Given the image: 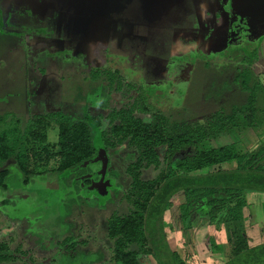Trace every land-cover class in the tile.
I'll list each match as a JSON object with an SVG mask.
<instances>
[{"label": "rangeland", "instance_id": "374dc122", "mask_svg": "<svg viewBox=\"0 0 264 264\" xmlns=\"http://www.w3.org/2000/svg\"><path fill=\"white\" fill-rule=\"evenodd\" d=\"M232 13L229 0H0V115L16 119L22 129L52 111L104 114L108 102L111 107L136 101V114L144 120L163 115L170 125H193L243 106L248 94L235 78L248 67L246 59H256L251 71L264 88V20L240 23ZM210 31L221 33L217 44ZM98 67L117 70L114 85L121 81L122 90L109 96L103 86L92 85L90 91L89 74ZM262 102L259 94L257 105ZM260 130L233 128L204 145L234 143L252 151ZM57 132L55 124L46 126L48 143H56ZM57 152L51 148L49 155ZM132 155L117 148L105 164L103 157L82 164L79 175L57 176L39 167L28 186L13 161L7 162L14 189L7 202L11 213L0 203V245L8 243L5 253H27L5 264H120L112 259L106 221L120 208ZM183 198L180 192L164 213L170 249L186 264H222L233 249L229 231L215 229L199 214L183 228L178 210ZM247 199L234 242L241 237L252 246L264 241V195L248 193ZM210 235L223 245L221 253L211 252ZM28 256L31 263L24 260ZM139 260L157 264L150 255Z\"/></svg>", "mask_w": 264, "mask_h": 264}, {"label": "trees", "instance_id": "16d2710c", "mask_svg": "<svg viewBox=\"0 0 264 264\" xmlns=\"http://www.w3.org/2000/svg\"><path fill=\"white\" fill-rule=\"evenodd\" d=\"M118 73L91 70L90 91L92 85L103 86L109 96L121 91V81L114 85ZM235 82L248 94L245 105L234 106L229 112L216 111L206 122L193 125H170L163 115L144 120L136 114V101L111 107L108 102L104 114L73 117L63 110L52 111L22 129L16 119L7 121L0 115L1 208L11 213L7 202L14 188L9 185L10 171L5 166L9 161H13L21 183L28 186L34 185L39 167L57 176L79 175L82 164L125 147L134 157L124 169L127 184L119 196L120 208L106 221L116 263L141 264L140 257L150 255L157 264H186L170 249L163 228L164 213L175 205L181 192L184 202L178 210L183 228H189L191 219L199 214L215 229L225 227L229 231L233 249L222 264H264V241L249 246L240 237L234 242L244 210L249 207L247 194H264V88L248 67L239 71ZM259 94L261 105H257ZM52 123L58 130L55 144L48 143L45 134L46 126ZM239 127L262 129L258 134L262 138L252 151H242L234 143L204 145L209 138ZM191 147L193 152L177 157ZM51 148L58 149L57 154L50 156ZM230 163L235 166L224 168ZM208 241L212 253L223 251V245L211 235ZM7 247V242L0 245V264L15 262L27 253L3 252ZM70 248L73 253L74 246ZM24 260L32 262L29 256Z\"/></svg>", "mask_w": 264, "mask_h": 264}, {"label": "water", "instance_id": "95a60500", "mask_svg": "<svg viewBox=\"0 0 264 264\" xmlns=\"http://www.w3.org/2000/svg\"><path fill=\"white\" fill-rule=\"evenodd\" d=\"M231 9L242 17H251L264 20V0H230ZM103 162L106 157L103 155Z\"/></svg>", "mask_w": 264, "mask_h": 264}, {"label": "crops", "instance_id": "0c3cea01", "mask_svg": "<svg viewBox=\"0 0 264 264\" xmlns=\"http://www.w3.org/2000/svg\"><path fill=\"white\" fill-rule=\"evenodd\" d=\"M215 34H216V32H214ZM221 35V33H219V34H216V36H214L213 38H212V40H214L215 39V42H214V44H217L216 43V39H218V37ZM214 46H216V45H214ZM215 51H217V53L218 54H221L222 53V51H220V49H218V48H215L214 49ZM214 50H209V55L212 53V51H214ZM214 51V52H215ZM208 54H205V55H203V57L205 56V57H207V56H209ZM216 55V54H215ZM255 58H249V59H246V61H248V68L250 69V70H253L251 67H252V65L254 64V62H255ZM255 78H256V76H255ZM258 79V78H257ZM259 80V79H258ZM260 81V80H259ZM264 195V194H263Z\"/></svg>", "mask_w": 264, "mask_h": 264}, {"label": "flooded vegetation", "instance_id": "af4514ba", "mask_svg": "<svg viewBox=\"0 0 264 264\" xmlns=\"http://www.w3.org/2000/svg\"><path fill=\"white\" fill-rule=\"evenodd\" d=\"M229 7H230V0H229ZM231 8V7H230ZM232 10V14L233 15H235V16H237V17H239V19H238V21L241 23L242 22V19L245 21L246 19H256V18H251V17H242V16H240V15H238V14H236L235 13V10H233V9H231ZM257 20H263V19H257ZM212 31V30H211ZM209 32V34H207V35H210V34H213L214 32ZM205 38H207V36L205 37ZM206 41V40H205ZM200 45H201V42H200ZM100 70H105V69H101L100 67H98ZM95 70V69H94ZM115 71V70H114ZM32 200V199H31ZM33 202H36V199L35 200H32ZM27 203H28V201H27ZM25 204H22V206H24ZM33 205V204H32Z\"/></svg>", "mask_w": 264, "mask_h": 264}]
</instances>
